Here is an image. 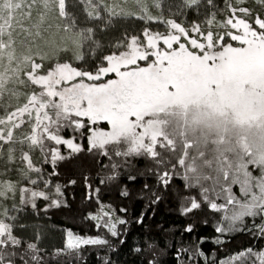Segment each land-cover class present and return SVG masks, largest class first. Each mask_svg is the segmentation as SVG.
Masks as SVG:
<instances>
[{"label": "snow or ice", "instance_id": "obj_1", "mask_svg": "<svg viewBox=\"0 0 264 264\" xmlns=\"http://www.w3.org/2000/svg\"><path fill=\"white\" fill-rule=\"evenodd\" d=\"M16 6L27 17L20 27L28 31L13 36V25L0 17V50L20 35L25 42L37 38L49 11L60 31L79 36L80 48L78 56L67 46L54 56H26L29 63L15 72L11 90L12 72L0 80V100L6 93L9 100L16 97L15 104L0 107V264H87L93 253L96 264H119L113 255L128 239V207L105 203L100 193L115 189L121 200L128 199L137 183L147 208L135 223L142 225L147 209L168 197L186 218L185 233L193 232V217L212 231L188 243L181 236L163 248L145 235L129 245L135 264H264V113L233 119L232 109L225 108L219 116L194 118L191 106L182 107L183 92L171 74L161 79L166 99L136 110L124 99L128 84L122 76L162 74L184 52L210 74L229 60H243L250 41L264 43V0H252V6L249 0H136L132 7L124 0H16ZM241 18L246 33L235 26ZM133 45L143 54L124 62ZM112 58H120L115 66ZM57 67L65 69L64 78L51 76ZM81 81L108 92L112 111L126 126L88 114L89 100L75 91ZM208 87L216 90V81ZM236 87L253 108L264 107V86L241 79ZM78 155L89 160L80 180L89 201L95 193L98 208L86 214L95 233L67 227L58 244L46 245L45 233L29 224L28 214L39 217L67 203L61 162ZM65 179L67 185L77 183ZM237 235L247 242L225 253ZM207 240L215 246L205 248Z\"/></svg>", "mask_w": 264, "mask_h": 264}, {"label": "rangeland", "instance_id": "obj_2", "mask_svg": "<svg viewBox=\"0 0 264 264\" xmlns=\"http://www.w3.org/2000/svg\"><path fill=\"white\" fill-rule=\"evenodd\" d=\"M235 26L240 28L242 33L247 32L245 21L237 19ZM73 38L78 39L80 42L77 34L63 33L62 31L51 32L49 36L40 37L44 41L42 42L43 45H35L33 49L20 50L17 54H14L10 49L0 50V80L5 78L4 74L6 72H12L13 76L8 83V88L11 90L16 87L15 72L27 66L29 61L25 59L26 56L37 52L54 56L58 48L67 46L71 53L78 56L80 44ZM240 38L242 36L238 35L237 39ZM171 39L172 37H169V41ZM148 42L155 48L154 40L149 39ZM249 52L250 54L243 60L225 62L223 67L213 74L206 71V66L201 65L195 57L187 52L174 56L170 60V69H165L162 74L141 77L138 74L124 73L122 76L125 78V83L128 84L124 99L128 100V103H132L133 107L140 111L161 103L166 99L161 91V79L167 78L171 74L179 82V86L182 89L184 97L182 107L191 106L189 111L192 112L194 118L203 120L208 116H219L224 112L225 108L232 109L233 119L246 114L264 113V107L257 106L253 108L251 98L247 97L245 93L236 87L237 82L241 79H249L255 84L264 86V43L257 46L255 42L250 41ZM137 54L142 55L143 52L136 53L135 45H133L132 50L124 58V62H130ZM112 59L113 66H115L120 58ZM65 74L64 68L57 67L51 73V76L64 78ZM212 79L217 83L216 90L208 87V82ZM75 91L89 100L88 114L93 117L108 116L115 123L126 126V121L122 115L112 111L113 99L104 89L94 88L90 84L81 81L75 85ZM5 97H8L7 93ZM11 102L12 104L16 103L15 96L11 98ZM201 104L205 105L203 111H193L194 107ZM120 108L122 111L127 110V104L122 103ZM83 164H87L89 167V160L86 156L78 155L61 162V167L69 165L79 167Z\"/></svg>", "mask_w": 264, "mask_h": 264}, {"label": "trees", "instance_id": "obj_3", "mask_svg": "<svg viewBox=\"0 0 264 264\" xmlns=\"http://www.w3.org/2000/svg\"><path fill=\"white\" fill-rule=\"evenodd\" d=\"M124 2L129 7H132L136 3V0H124ZM148 3L151 4L152 0H148ZM217 3H219V0H217ZM232 3L237 4V0H232ZM249 5L252 6V0H249ZM260 10L264 11V7ZM216 11L218 16L224 15L220 13L219 9H216ZM0 17H3L6 23H11L13 25V36L28 31V29L20 27L21 22L26 21L27 17L20 15V11L16 6V0H0ZM33 18H37L35 9L33 10ZM241 20L245 21L242 18ZM41 27V34L37 38L25 42L23 35H20L19 38L15 40V44L6 49H10L14 54H17L20 50L33 49L35 45H43L42 42L44 41H42L40 37L49 36L51 32H60L56 31L58 30V22L55 19L54 12L49 11L46 14L41 22ZM73 39L77 40V43L80 44L78 39ZM73 39L71 40L75 41ZM9 102L12 103L8 97H5V99L3 98V100H0V107H2L4 103ZM87 168V164H83L79 167H73L71 165L61 167L60 170L62 175L60 179L67 187V203L60 208L51 209L48 213L42 211L39 217H36L35 214L31 212L28 214L29 224L34 227H39L45 233L46 238L44 243L46 245L58 244L64 229L67 227H71L77 233H95L93 227L94 222L86 216L89 210H97L98 208L95 193H92V200L89 201L87 199V190L80 180L81 172L87 170ZM65 177L67 179H76L77 183L74 185H67ZM139 187V183L132 185V197L123 200L117 196L115 189H105L100 193L105 203L111 201L117 208L123 203L128 207V224L126 225L128 229L126 233L128 239L123 246H119V252L113 255V259L118 260L119 264H135V257L130 254L129 245L134 241L142 240L145 235L155 237L158 241V246L163 248L166 245H172L173 241L179 240L181 236H183L184 241L188 243L194 241L197 236H207L212 231L211 225H205L202 223V220L193 217L191 222L195 224V228L190 235L185 233L184 224L186 223V218L180 215L179 206L175 203L174 199L168 197L158 205H154L152 208L147 209L148 214L145 215L142 225L135 223L134 221L138 214L145 211L147 208L146 202L138 198L137 190ZM246 242V236L237 235L234 240L226 245L223 251L227 253L228 248ZM214 246L211 240H207L204 244V247L209 249ZM96 262L97 257L94 253L87 256V264H96Z\"/></svg>", "mask_w": 264, "mask_h": 264}]
</instances>
